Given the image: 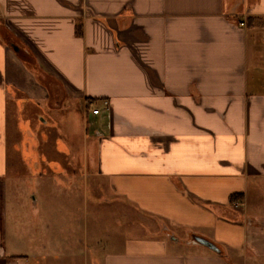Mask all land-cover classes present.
<instances>
[{"label": "crops", "instance_id": "0c3cea01", "mask_svg": "<svg viewBox=\"0 0 264 264\" xmlns=\"http://www.w3.org/2000/svg\"><path fill=\"white\" fill-rule=\"evenodd\" d=\"M70 110L92 191L117 209L114 235L93 226L100 264H264V0H0V264L94 262L62 230L72 208L8 188L12 126L46 153L38 133ZM127 209L143 234L124 233Z\"/></svg>", "mask_w": 264, "mask_h": 264}, {"label": "rangeland", "instance_id": "374dc122", "mask_svg": "<svg viewBox=\"0 0 264 264\" xmlns=\"http://www.w3.org/2000/svg\"><path fill=\"white\" fill-rule=\"evenodd\" d=\"M32 57L33 56L29 54L28 58L31 60V63H29L31 67H29V69L31 70L33 68V70L39 72L40 69L36 63H34ZM75 102V99L70 100L69 107L73 108ZM44 104H46L45 101H42V108L45 109ZM51 117L54 122L51 124L52 128H45L38 133L39 136H42V141L46 143L44 146V148H46V153H42L39 148L34 149L32 144H29L26 140L22 141V138H18L16 127L15 125L12 126V142H10L8 146L11 148L14 145L13 148L15 150L12 149L13 152L11 155L14 169L12 171L13 176H10L11 179L8 181V188L13 198L16 197L28 201L31 205L34 200H41L42 203H51L56 200V202H59L58 206L64 211V215L69 214H66V208H72V213L76 215L78 222L75 226L73 224L67 226L62 225V227H65V229L62 230L63 232H68V229L71 228L70 232H74L73 230L77 228L76 234L78 237L91 247L93 226L94 228L95 226L96 228H100V236H105V238L108 239L109 235H114L112 234L114 230L110 228L111 226H109L108 221H110L111 215L114 213L117 214L115 211L117 209H112L111 206H105L104 203L99 200L101 196L96 197L97 194L92 191L95 178L89 173L87 168L83 167L85 155L82 148L80 124L78 122V117H76V113L73 110L67 113L55 111L54 114H51ZM13 118L16 119L14 112ZM22 120L21 116H18L17 121H19L21 125H23ZM40 121L43 122V116L40 118ZM14 122H16V120H14ZM67 125L71 127L70 131H68V139H66ZM26 127L24 123L20 131L25 133ZM72 146L76 148L74 155L69 154L71 151L70 147ZM57 151L62 152V154L57 155ZM37 166L39 168L38 170ZM70 169L71 171H69ZM55 181L58 182V186L55 187V193H53L55 198H53V196L49 195L47 192H42V189L45 186H50L51 189H54L53 185H55ZM126 214L127 216L129 215V217L126 216L127 220H125V222L124 220L121 221V226L127 227H125L126 231L123 230L125 234L136 235L141 231L143 234L144 228H149L144 221L142 222L139 221V219H135L133 217L134 214L128 209ZM139 223H141L143 227L141 231V228L138 226ZM150 229L152 231L156 230L155 232L157 233L163 232V234H171L168 228L165 226L161 228L160 224L159 228L156 229L155 223H152ZM181 235L183 236V234ZM90 249H92L90 252L94 254L91 258H93L96 264H100V256L107 250V243H102L101 247L99 246L98 248L92 245Z\"/></svg>", "mask_w": 264, "mask_h": 264}, {"label": "water", "instance_id": "95a60500", "mask_svg": "<svg viewBox=\"0 0 264 264\" xmlns=\"http://www.w3.org/2000/svg\"><path fill=\"white\" fill-rule=\"evenodd\" d=\"M14 49L16 50V47H14ZM170 237L173 238L172 235H170ZM190 241L205 246L216 254H221V249L214 242L210 241L207 238L198 235H192Z\"/></svg>", "mask_w": 264, "mask_h": 264}, {"label": "built area", "instance_id": "2783aa9c", "mask_svg": "<svg viewBox=\"0 0 264 264\" xmlns=\"http://www.w3.org/2000/svg\"><path fill=\"white\" fill-rule=\"evenodd\" d=\"M103 104L108 107V102L105 100ZM88 110L93 114V115H98L100 113V109L98 107H95L93 103H89L87 105Z\"/></svg>", "mask_w": 264, "mask_h": 264}, {"label": "flooded vegetation", "instance_id": "af4514ba", "mask_svg": "<svg viewBox=\"0 0 264 264\" xmlns=\"http://www.w3.org/2000/svg\"><path fill=\"white\" fill-rule=\"evenodd\" d=\"M14 47H16V51L20 52V49L17 46L14 45Z\"/></svg>", "mask_w": 264, "mask_h": 264}]
</instances>
